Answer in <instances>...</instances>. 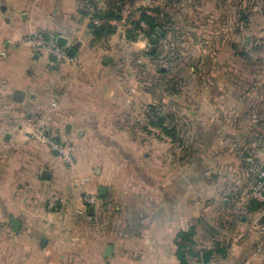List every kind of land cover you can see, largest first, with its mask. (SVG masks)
Returning a JSON list of instances; mask_svg holds the SVG:
<instances>
[{
	"label": "rangeland",
	"instance_id": "374dc122",
	"mask_svg": "<svg viewBox=\"0 0 264 264\" xmlns=\"http://www.w3.org/2000/svg\"><path fill=\"white\" fill-rule=\"evenodd\" d=\"M262 1H255L251 8L255 13L264 8ZM80 3V13L90 23L104 22L93 13L105 9L107 0ZM119 3L122 18L110 21H114L115 33L94 38V42L101 45L105 56L117 60L120 75L128 82V106L118 115V129L92 132L97 139L103 140L100 135L105 132L113 141L122 142L110 147L117 159L122 158L116 181L122 194L115 193L101 206L96 228L103 230L107 223L118 238L130 241L168 230L176 235L196 224L199 247H211L216 239L231 245L238 235L246 239L258 229L263 232L264 209L251 211L249 202L264 203L263 137L258 140V135L264 134V18L254 14L249 29L228 30L222 37L224 47L213 51L202 45L204 39L216 35L205 32L214 22L204 18L206 10L213 7L205 6L203 0ZM150 7L168 13L171 18L166 19L173 29L165 38L138 32V39L131 40L127 30L134 28L140 9ZM142 25L147 27L144 22ZM124 26L125 31H119ZM236 43L237 50L233 47ZM152 47L154 55L149 54ZM49 58L54 65V59ZM202 58L205 64L201 67ZM153 110L166 116L165 125L176 128L174 135L153 123ZM46 133L69 141L75 162L74 142L52 131ZM166 187L176 199L174 225L154 227V220L161 216L155 201L161 200L164 192L166 196ZM100 201L97 195L95 205ZM90 205L85 204L79 213H85ZM126 241L130 248L135 245ZM156 259L150 258L149 264Z\"/></svg>",
	"mask_w": 264,
	"mask_h": 264
},
{
	"label": "crops",
	"instance_id": "0c3cea01",
	"mask_svg": "<svg viewBox=\"0 0 264 264\" xmlns=\"http://www.w3.org/2000/svg\"><path fill=\"white\" fill-rule=\"evenodd\" d=\"M255 1L203 0L213 7L204 18L214 22L205 32H216L203 45L221 49L228 30L249 29L254 14L263 19L264 8L260 13L251 9ZM80 9V0H0V52H5L0 56V264H149L150 258L158 259L154 264H178L176 235L169 230L126 241L107 223L103 230L94 224L101 206L122 194L116 181L123 164L110 148L122 142L105 132L103 140L97 139L92 131L118 129V115L128 106V82L117 60L103 62L104 49L94 42ZM39 30L66 37L76 48L74 62L52 65L49 54L21 43ZM40 128L74 142L73 165L34 137ZM44 170L49 177H43ZM166 188V196L155 201L161 216L154 227L174 225L176 199ZM87 194L101 201L79 213ZM12 218L18 221L16 229ZM125 241L135 245L130 248ZM231 242L228 256L210 264H264V231ZM109 244L113 252L106 257Z\"/></svg>",
	"mask_w": 264,
	"mask_h": 264
},
{
	"label": "trees",
	"instance_id": "16d2710c",
	"mask_svg": "<svg viewBox=\"0 0 264 264\" xmlns=\"http://www.w3.org/2000/svg\"><path fill=\"white\" fill-rule=\"evenodd\" d=\"M124 0H107L105 9H95L93 17H98L104 19L102 24H95L93 21L90 23V28L94 35L95 40H100L103 37H107L116 31V27L110 22L111 20H119L122 18L123 8L122 3ZM168 3H172L177 0H166ZM180 1V0H178ZM85 14H89L90 11H83ZM241 19H246L241 11ZM166 17L169 18L168 13H163L160 7H150L149 9L143 8L140 9V17L137 21L134 22V28L127 30L128 38L131 40L138 39V32H145L149 35H155L158 38H165L170 29L168 23H170ZM142 22L146 24L147 27L142 25ZM49 35V34H47ZM49 37H55L54 35H49ZM206 40V39H204ZM157 41V39H155ZM203 45V44H202ZM207 49V48H206ZM212 50V49H211ZM215 49H213L214 51ZM155 49L152 47L149 51V54L154 55ZM212 58V56H211ZM206 63L209 64L206 58ZM205 64V60L202 58L201 67ZM212 65V63H211ZM161 72L166 73L167 71L162 69ZM155 115V120L153 123L160 126L164 131L170 135L175 134V127H169L165 125L166 116L158 113L156 110H153ZM258 140H261L263 137L262 144L264 145V134L258 135ZM251 139V137H249ZM259 209H264V203L256 199H252L249 202V210L257 211ZM198 234L196 224L189 226L187 229L178 230L175 236L176 250L175 255L178 259V264H210L215 261L218 257L226 258L228 256L229 244L221 240L216 239L213 246L211 247H199L196 240V235Z\"/></svg>",
	"mask_w": 264,
	"mask_h": 264
},
{
	"label": "built area",
	"instance_id": "2783aa9c",
	"mask_svg": "<svg viewBox=\"0 0 264 264\" xmlns=\"http://www.w3.org/2000/svg\"><path fill=\"white\" fill-rule=\"evenodd\" d=\"M21 43L27 45L35 52H43L49 54L56 63L66 64L74 62V57L68 53V48L61 46L57 42V37H49L43 30H39L34 34L27 35L21 40ZM5 55V52H0V56ZM34 137L48 144L54 152L63 157L68 164H74L73 146L69 141L56 139L52 135H48L43 128L34 132ZM85 204H95L97 195H85L83 197ZM54 204V203H53Z\"/></svg>",
	"mask_w": 264,
	"mask_h": 264
},
{
	"label": "water",
	"instance_id": "95a60500",
	"mask_svg": "<svg viewBox=\"0 0 264 264\" xmlns=\"http://www.w3.org/2000/svg\"><path fill=\"white\" fill-rule=\"evenodd\" d=\"M57 42H58L59 45L68 48V53H69V55L71 57H74L76 55L75 46L74 47L69 46L68 45V39L66 37L58 36L57 37ZM110 60H111V57L109 55H106L103 58V62L105 64H108L110 62ZM42 175H43V177H49V172L47 170H44ZM100 193H101V195L105 194V188L104 187L101 188ZM89 209H90V212L92 213L93 212V207H90ZM12 223H13V226H14L15 229L18 228V221L15 218H12ZM112 252H113V246L111 244L107 245L106 248H105L104 255L106 257H110V256H112Z\"/></svg>",
	"mask_w": 264,
	"mask_h": 264
}]
</instances>
